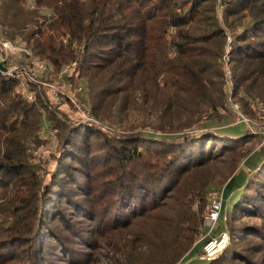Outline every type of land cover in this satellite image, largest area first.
Here are the masks:
<instances>
[{
  "label": "trees",
  "instance_id": "1",
  "mask_svg": "<svg viewBox=\"0 0 264 264\" xmlns=\"http://www.w3.org/2000/svg\"><path fill=\"white\" fill-rule=\"evenodd\" d=\"M0 39L25 52L0 71V264H94L98 240L110 264H181L253 155L208 264H264V226L236 225L264 221V137L217 131L235 105L264 119V0H0ZM37 63L83 83L92 121L26 79Z\"/></svg>",
  "mask_w": 264,
  "mask_h": 264
},
{
  "label": "rangeland",
  "instance_id": "2",
  "mask_svg": "<svg viewBox=\"0 0 264 264\" xmlns=\"http://www.w3.org/2000/svg\"><path fill=\"white\" fill-rule=\"evenodd\" d=\"M4 44L5 43L0 39V63L7 62L8 63L7 65L10 66V70H15L19 66V63L23 61L18 54V52L22 50V47L10 45L11 48H5ZM34 68L35 69L32 72L33 73L32 75L27 76L25 73L27 72L28 74H30V72L26 71L23 72L25 74L24 76H27L26 79L27 80L29 79L31 82L41 83L38 81V77L41 75L40 73L45 70V67L43 64L37 63ZM66 73L70 74L71 72L70 71L68 72V69H64L62 73L53 77L54 81L52 83L49 84L41 83V84L49 90L48 93L52 98L54 105L56 106L59 105V108L64 113L71 116L72 118L79 119L77 118L78 116L80 117V119H84L81 113H79L80 111H82L83 113H86L88 115L86 109L87 107L84 102L86 100L84 99L86 97V91L84 89V85L83 83L76 84L75 81H72V83L68 82L65 79ZM24 92L27 95L25 88H24ZM67 99L69 101L68 103L65 101ZM223 117H225L226 120L224 119L223 123L221 124V127L217 128V131H219L220 134L230 135L233 137H238L242 135L243 132L247 129L256 131L255 128L256 125L264 121V119L260 121L251 119L249 115L244 114L237 105L234 106L233 113L231 112L228 114H224ZM43 136L48 139V143L46 144V147L43 149L45 151L42 150L43 151L42 155L47 156L54 147L56 130L45 129ZM259 147L260 145L256 146L255 150H258ZM256 164H258V155H253L250 157L248 161H246L240 167V169L237 171V173L233 176L232 180L228 184L223 185V188L221 189L219 188L217 190L212 191V192L215 191L222 192V211L218 221L219 223L221 224L224 223L227 212L231 211L233 204L236 202L238 198V194L240 190L247 182L249 173L252 171V169ZM236 225L263 227L264 221L255 217H242L237 221ZM204 226L207 229V226L205 225V220H204ZM217 227H218V223L216 224L215 228L212 231H210V233H209V229H207L203 233L199 234L198 239L195 242L194 250L187 256V258L184 261L181 262V264L209 263L208 260L204 259L202 256V247L205 244L208 237L214 236V234L216 233L215 230L219 231ZM100 241L101 240H98V242L94 243V245H96L97 247L95 252L90 251L91 254L93 255L92 261H94V264H110L111 258H113L114 261L117 260L116 257L104 247L105 243H102ZM259 243L260 242L257 240V238H250L245 241L243 246L241 245L238 247L242 251H244V254L246 253L248 256H251L254 259H256V257H261V256L259 254H254V252H252L251 247L257 246V244Z\"/></svg>",
  "mask_w": 264,
  "mask_h": 264
},
{
  "label": "built area",
  "instance_id": "3",
  "mask_svg": "<svg viewBox=\"0 0 264 264\" xmlns=\"http://www.w3.org/2000/svg\"><path fill=\"white\" fill-rule=\"evenodd\" d=\"M13 71V70H10ZM22 88H25V85L22 83ZM82 112V111H80ZM87 115L86 113H84ZM256 132L264 136V121L256 125ZM222 211V192L215 191L211 193V201L207 208L205 215V225L207 229L212 231L216 224L219 221ZM230 242L229 234L227 231L220 232L217 235L210 236L206 240L205 244L202 247V256L204 259L211 260L214 259L218 254H220Z\"/></svg>",
  "mask_w": 264,
  "mask_h": 264
},
{
  "label": "water",
  "instance_id": "4",
  "mask_svg": "<svg viewBox=\"0 0 264 264\" xmlns=\"http://www.w3.org/2000/svg\"><path fill=\"white\" fill-rule=\"evenodd\" d=\"M4 47L5 48H11V46H10L9 43H5L4 44ZM18 54H19V57H20V55H25V52L19 51ZM0 71H2V72H5L6 71V69L3 67V63H0ZM79 113H81V115L84 117V119H88L89 118L88 115H85L83 112H79ZM262 145H264V140L262 142Z\"/></svg>",
  "mask_w": 264,
  "mask_h": 264
}]
</instances>
